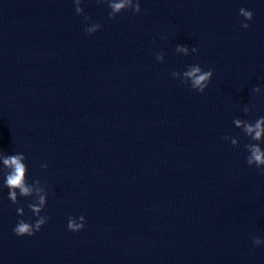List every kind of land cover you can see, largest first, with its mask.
<instances>
[{
    "label": "clouds",
    "instance_id": "9594fccd",
    "mask_svg": "<svg viewBox=\"0 0 264 264\" xmlns=\"http://www.w3.org/2000/svg\"><path fill=\"white\" fill-rule=\"evenodd\" d=\"M75 5V12L77 15L85 17V21L89 18L85 15L82 0H73ZM98 3H105L108 5L110 11L108 13L110 19H114L118 14L131 11L134 15L141 12L140 0H97ZM239 15L244 18L241 22L242 28H249L248 21H252L254 13L246 8L239 9ZM101 28L99 23H92L85 28V32L91 35L97 32ZM177 53L188 56L198 52V48L193 46L189 48L187 45H177L175 48ZM155 59L159 62H163V52L156 53ZM173 78L181 80L184 84H189L191 89L195 92L204 93L208 88L212 77L213 70L209 69L205 71L199 64L188 65L187 69L183 72L173 71L171 72ZM253 93H261V88L256 86L252 89ZM252 111V108L245 105L243 112L247 115ZM236 128L242 130L243 134L249 138L250 143L245 145L248 153L246 157V163L249 166H255L262 173H264V148L261 147V143H264V116L259 117L254 122L243 119H234L233 121ZM222 139L230 141L232 146H238V140L236 138L225 135ZM26 157L22 152H16L15 154H5L0 151V162L3 167H0V176L3 177V184L0 185V190L3 187L8 189V199L13 205H17L18 216L23 217L25 215L24 207L20 206L22 198H33V202L27 205L33 216L36 217L34 222H26L24 219L18 220L17 224L13 228V232L16 236H33L39 232L41 228L48 222L50 217L47 215H41L47 204L48 192L44 186H42L40 180H33L28 182V166L25 163ZM42 169H47V164H41ZM86 223V219L81 215L78 219L75 217H69L67 222V228L71 232L81 231ZM254 245L264 244V239L256 237L255 235L250 237Z\"/></svg>",
    "mask_w": 264,
    "mask_h": 264
}]
</instances>
